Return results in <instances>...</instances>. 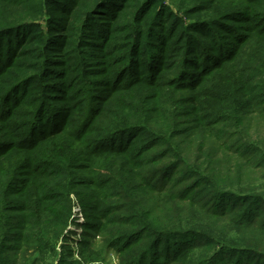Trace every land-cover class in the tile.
I'll list each match as a JSON object with an SVG mask.
<instances>
[{
	"label": "trees",
	"instance_id": "obj_1",
	"mask_svg": "<svg viewBox=\"0 0 264 264\" xmlns=\"http://www.w3.org/2000/svg\"><path fill=\"white\" fill-rule=\"evenodd\" d=\"M165 1L0 0V264H53L49 248L77 203L91 239L106 238L122 264H264V138L250 132L264 117V0L212 17L205 4L182 15ZM120 26L129 53L149 55L145 66L123 61L128 83L81 76L75 90L42 74L62 57L66 76L70 49L101 46ZM38 50L33 76L13 74ZM168 70L178 90L165 97V83L128 101L125 91L159 85ZM40 88L45 100L18 122ZM80 257L61 263L96 261Z\"/></svg>",
	"mask_w": 264,
	"mask_h": 264
},
{
	"label": "rangeland",
	"instance_id": "obj_2",
	"mask_svg": "<svg viewBox=\"0 0 264 264\" xmlns=\"http://www.w3.org/2000/svg\"><path fill=\"white\" fill-rule=\"evenodd\" d=\"M237 0H166L165 3L174 11V13H181L183 10L186 8H194V6L197 5H203L205 4L207 10H208V16L212 17L215 16L216 14L222 13L230 8H234ZM183 15V13H181ZM199 14V15H197ZM194 16H203V13L198 12ZM166 16V14H165ZM186 16V15H185ZM166 18V17H165ZM256 22H258V27L259 29L261 27V22L262 19H255ZM235 25H238L240 22L233 21ZM244 26H248L249 24L253 25V22L245 21ZM165 25V21H163L162 26ZM167 25V24H166ZM239 28V27H238ZM241 30L244 32H249L247 27H240ZM256 29V30H257ZM118 33L116 35H113L110 37L109 42L103 44L101 46H97L93 43H88L90 45H85L82 46L84 50H78L77 48L75 49H70L68 52V57L69 60L72 61L69 63L72 65V67H75L73 70L71 69L70 72L65 76L63 73L65 70L63 69L62 65L65 61V58L62 57H57L55 60V63L53 65H48L53 66V70L50 73H47L46 71L42 74L49 75L53 77H56L54 80L58 82H64L68 83V81L74 80L76 85L75 90L77 88H80L81 85L83 86L84 81H82L81 76L86 77H93V78H111L118 80L119 82H122L123 84L128 83L130 78V75L124 76L122 75L120 77V74L122 72H128V70L132 69V64L131 62H123L126 58H128L129 54H131L133 57L135 56L136 58H139L141 62H143V65H146V60H148V53H144V55L141 57V54L135 52V53H129L131 51V45L125 41L127 33L123 32V27L120 26L118 27ZM249 36V34H248ZM257 37V36H256ZM259 38H261L259 36ZM149 41V39H147ZM165 43V47H168L171 49L167 53V58L169 61V69L174 68V64L176 62L175 56H177V52L175 49L170 47L169 45V40ZM255 40L251 38L249 40L248 38V43L244 46V50H249V46L251 43H253ZM32 46H37L41 48L43 46V41L40 39H37L33 41ZM43 52L38 50L34 51L31 54V57L27 60L24 61H18V63H14V65L19 66L17 69L15 68L12 72L13 74H21L22 72L25 71V69L28 71L27 74H31V70L34 67L35 61H43L44 56ZM150 54V53H149ZM86 58V59H85ZM84 60H86V64L84 67ZM56 64V65H55ZM65 65L67 63H64ZM55 66V67H54ZM23 68V69H20ZM88 69V71H87ZM12 70V69H11ZM109 70H111V75L110 73H107ZM11 73V71H9ZM26 74V73H25ZM172 71H165L164 77L161 78V82L159 85H156L154 87H149V88H140L137 86H132L129 88L128 91H125V96L129 99L128 101H133L134 103L137 102L138 96H147L150 94H155L157 91H159V86L161 84H167L166 91L164 92V96L167 97V90L172 88V82L170 80V77L168 76L172 75ZM165 75L167 77H165ZM9 75L5 76L7 79ZM28 76V75H27ZM33 76V74H31ZM42 76V75H41ZM46 77V76H44ZM80 78V80H79ZM64 80V81H61ZM79 80V81H78ZM114 80V81H115ZM79 82V83H78ZM36 84V83H35ZM29 85V83H28ZM80 85V86H79ZM176 90H178L176 87H173ZM49 89V88H48ZM73 89H69L68 93H72ZM74 90V92H75ZM143 90V92L141 91ZM33 91V93H32ZM179 92L180 91L179 89ZM46 93V88H40L39 90L32 89L27 97L26 104L20 107V111L18 112L17 115V121L22 120V118L27 119L29 118V110H35V108L39 105L40 101H44L45 97L40 100V94ZM63 92L60 90L59 95L62 94ZM188 93V92H187ZM35 96V97H34ZM66 93L63 95L65 98ZM62 98V97H61ZM49 100V99H46ZM73 101H63V103H60L62 105H68V103H71ZM45 104H49L48 102L45 101ZM122 108H124V105H122ZM38 119V118H37ZM248 124H249V119H248ZM251 129L250 132L253 135V137H261L264 138V117L262 116H254L252 123L250 125ZM247 131L249 133V129L247 128ZM21 132V131H20ZM257 132L259 134H257ZM17 135L16 133H14ZM14 135V136H16ZM12 136V133H11ZM71 222L68 224L66 229L63 231L62 235L57 238L56 242L52 243L54 246L53 249L49 248V255H47V260L53 264H63L61 262L65 260H75V259H80L81 253L83 251H86V255H92L96 261H92L91 263H85V264H122L121 262V256L118 252L117 247H110L107 242L106 238L103 236L96 235L95 238L91 239V234L89 231V228L86 227V219L84 217V213L82 211V208L80 207V204L77 203L76 206L74 207V213H73V218H71ZM52 247V246H51ZM67 249L72 250V254H68L69 251Z\"/></svg>",
	"mask_w": 264,
	"mask_h": 264
}]
</instances>
